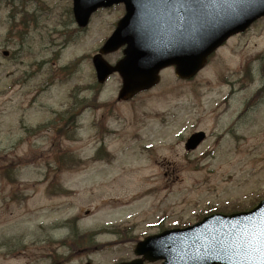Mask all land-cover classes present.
<instances>
[{
    "label": "rangeland",
    "instance_id": "rangeland-1",
    "mask_svg": "<svg viewBox=\"0 0 264 264\" xmlns=\"http://www.w3.org/2000/svg\"><path fill=\"white\" fill-rule=\"evenodd\" d=\"M72 10L0 1V264H117L148 235L264 198V18L195 78L164 69L126 102L92 62L124 6L84 29Z\"/></svg>",
    "mask_w": 264,
    "mask_h": 264
},
{
    "label": "water",
    "instance_id": "water-1",
    "mask_svg": "<svg viewBox=\"0 0 264 264\" xmlns=\"http://www.w3.org/2000/svg\"><path fill=\"white\" fill-rule=\"evenodd\" d=\"M121 2L127 13L93 60L101 83L121 74L125 100L156 85L166 66L175 65L182 78L195 76L226 39L264 16V0H74L75 18L85 27L99 7ZM125 44L116 65L103 58ZM204 138L203 132L192 135L186 148H196ZM135 253L143 259L120 264L160 259L163 264H264V201L248 213L213 215L149 236Z\"/></svg>",
    "mask_w": 264,
    "mask_h": 264
},
{
    "label": "bare ground",
    "instance_id": "bare-ground-1",
    "mask_svg": "<svg viewBox=\"0 0 264 264\" xmlns=\"http://www.w3.org/2000/svg\"><path fill=\"white\" fill-rule=\"evenodd\" d=\"M160 166H161V163L156 162V163H154L152 165V168L151 169L149 168V171L156 173L158 171V169H159ZM122 206H125V205H122Z\"/></svg>",
    "mask_w": 264,
    "mask_h": 264
}]
</instances>
